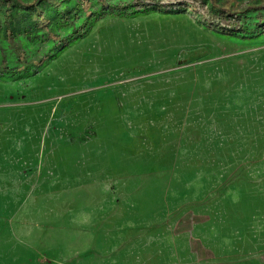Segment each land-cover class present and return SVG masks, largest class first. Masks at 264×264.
Here are the masks:
<instances>
[{"label":"rangeland","instance_id":"1","mask_svg":"<svg viewBox=\"0 0 264 264\" xmlns=\"http://www.w3.org/2000/svg\"><path fill=\"white\" fill-rule=\"evenodd\" d=\"M87 1L12 0L16 69L0 0V264H196L264 186V0Z\"/></svg>","mask_w":264,"mask_h":264},{"label":"crops","instance_id":"2","mask_svg":"<svg viewBox=\"0 0 264 264\" xmlns=\"http://www.w3.org/2000/svg\"><path fill=\"white\" fill-rule=\"evenodd\" d=\"M239 195H243L244 198H240ZM236 196L244 199L242 207L244 212L241 210V215L238 216L236 213L229 216L226 209L214 215L207 212L205 220L192 225L190 236L194 244H191L190 249L196 257V264L231 263L235 254L233 251L230 253L223 245L226 239L232 236H237L234 239L240 242L239 256H258L264 264V186L256 185L253 188L231 191V198ZM228 225L232 229V236H228ZM247 240V244L242 242Z\"/></svg>","mask_w":264,"mask_h":264},{"label":"trees","instance_id":"3","mask_svg":"<svg viewBox=\"0 0 264 264\" xmlns=\"http://www.w3.org/2000/svg\"><path fill=\"white\" fill-rule=\"evenodd\" d=\"M3 1L5 2V8H4V19H3L2 23L4 24V30H5L6 38L9 42V44L12 46V48L17 53V61L19 64L16 67V69L24 68L28 64V62L32 63L33 65H37L40 62V60H38L37 58H32L30 60H27L25 58L24 50H23L21 44L14 40L13 29H12L11 20H10V15H11L10 12L13 8V5L11 4L12 0H3ZM208 1L210 3L211 7L216 8V10H218L220 13L229 12L231 9V1L232 0H227L226 2H224L222 4H217L215 0H208ZM17 2L23 6H34L36 4V0H31V1H27V2H24L22 0H17ZM84 3H85V5H87L88 1L84 0ZM188 7L193 8V5L190 3V4H188ZM262 7H264V3H261V4L256 5V6H250L249 8L257 9V8H262ZM47 33L51 39L57 38V35L52 33L51 31H49L48 29H47ZM7 70H8V67L6 64V60H5V58H2L0 60V74L4 71H7Z\"/></svg>","mask_w":264,"mask_h":264}]
</instances>
